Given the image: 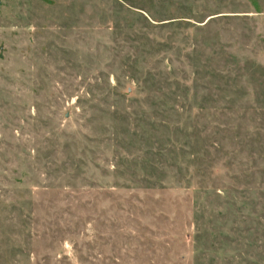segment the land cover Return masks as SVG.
<instances>
[{
  "label": "rangeland",
  "instance_id": "1",
  "mask_svg": "<svg viewBox=\"0 0 264 264\" xmlns=\"http://www.w3.org/2000/svg\"><path fill=\"white\" fill-rule=\"evenodd\" d=\"M0 264H264V0H0Z\"/></svg>",
  "mask_w": 264,
  "mask_h": 264
}]
</instances>
